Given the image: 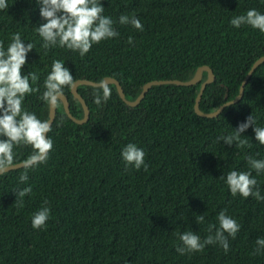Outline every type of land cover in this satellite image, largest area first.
<instances>
[{
    "label": "trees",
    "instance_id": "obj_1",
    "mask_svg": "<svg viewBox=\"0 0 264 264\" xmlns=\"http://www.w3.org/2000/svg\"><path fill=\"white\" fill-rule=\"evenodd\" d=\"M7 2L8 9L0 10V41L7 49L19 32L25 44L34 45L22 74L36 72L39 80L32 86L40 92L27 95L23 107L41 121L49 105L39 97L53 60L63 61L74 80L116 78L128 100L149 80H187L198 66L208 65L215 78L198 106L210 112L238 94L251 64L264 54V33L230 23L249 9L264 14V0H101L119 36L93 44L83 58L66 48L41 47L36 27L45 21L37 0ZM122 14L135 15L143 31L121 25ZM206 76L204 70L192 85L153 84L135 106L120 98L113 83L111 98L97 106L94 93L102 90L79 84L89 108L83 123L72 120L60 100L47 134L53 141L47 162L29 169L26 183L19 181L22 166L0 175V264H264V250L251 255L256 240L264 238V201L234 197L225 182L230 171L250 170L249 155L264 159V145L253 130L264 127V61L247 78L239 100L213 117L193 108ZM64 94L71 114L81 118V103L69 88ZM249 115L255 125L241 139L251 147L217 140L234 134ZM128 143L143 149L146 169L123 160ZM32 151L15 146V162ZM251 171L264 196V172ZM29 185L32 192L18 207L13 191ZM43 206L50 208V218L46 228L34 229L32 217ZM222 210L241 225L235 239L228 238L227 254L219 244L203 252L176 251L179 234L193 231L204 239L209 224L219 226ZM198 215L205 216L201 224Z\"/></svg>",
    "mask_w": 264,
    "mask_h": 264
},
{
    "label": "clouds",
    "instance_id": "obj_2",
    "mask_svg": "<svg viewBox=\"0 0 264 264\" xmlns=\"http://www.w3.org/2000/svg\"><path fill=\"white\" fill-rule=\"evenodd\" d=\"M37 3L41 5L40 16L45 22L36 27V31L43 40L41 47L45 51L55 47L66 48L78 52L83 58L89 53L93 44L119 36L114 28L115 21L103 14L104 6L101 0H37ZM8 7L7 0H0V10H7ZM119 23L131 24L134 28L143 31V25L135 15L129 17L122 14ZM230 23L236 28L248 25L264 33V14L254 8L249 9L244 15L233 17ZM129 43H132L131 37ZM33 48L32 43L23 42L19 32L11 35L7 49L3 41H0V137H5L0 139V175H4L15 165V146H31L32 154L21 165L25 171L19 177L20 183L28 181L29 169L47 162L53 148V141L47 135L52 131V122L47 119L41 121L35 113H30L23 107L27 95L40 92L38 85L32 86L37 84L38 74L34 71L26 75L22 74L23 66L27 63V55ZM74 84V77L65 67L64 62L53 60L51 71L44 80L45 90L39 99L49 106H55L62 99L65 87L71 89ZM96 87L102 90V95L99 91L94 93V103L101 106L111 98L112 90L105 79H101ZM252 125H255V118L249 115L235 128L234 134L218 137L217 140H222L227 145L235 143L237 148L251 147L248 140L241 137L242 133ZM253 130L256 141L264 145V127L255 126ZM121 156L127 165H133L137 170L142 166L147 168L144 160L145 152L134 143H128L123 148ZM247 162L249 171H230L226 175L225 182L234 197L239 194L245 199L254 197L257 201H264L258 181L251 171L255 170L257 175L264 172V159H256L249 155ZM13 192L16 195L15 204L22 207L24 197L32 192V187L29 185ZM44 204L47 205L48 201L45 200ZM49 218L50 208L41 207L32 217V227L46 228ZM195 218L198 224L205 220L204 215ZM217 219L219 226L209 224L208 235L204 239L193 231L179 234L181 245L177 246L176 251L181 255L203 252L207 245L219 244L227 254L230 247L228 238L235 239L241 225L234 218L226 215L224 210L218 213ZM255 243L257 247L251 253L253 256L259 255L264 250V238H258Z\"/></svg>",
    "mask_w": 264,
    "mask_h": 264
},
{
    "label": "water",
    "instance_id": "obj_3",
    "mask_svg": "<svg viewBox=\"0 0 264 264\" xmlns=\"http://www.w3.org/2000/svg\"><path fill=\"white\" fill-rule=\"evenodd\" d=\"M264 61V54H262L261 56H259L256 60L253 61V63L251 64L249 70L247 71V73L245 74L244 78L242 79V81L240 82V87H239V92L238 94L230 99V100H227L225 102H223L222 104H220L215 110L213 111H210V112H204L202 110L199 109V106H198V103H199V100L201 98V95H202V92L204 90V87L207 83H210L214 80L215 76H214V73L212 71V69L208 66V65H201V66H198L194 75L190 78V79H187V80H181V79H177V78H170V79H153V80H149L147 81L140 93L137 95V97L133 100H128L126 99L125 97V94L123 92V89H122V86L120 84V82L114 78V77H111V76H105L103 79L106 80V82L108 83H113L115 84L116 86V89H117V92L120 96V98L129 106H135L137 105L140 100L143 98V96L145 95V93L147 92V90L151 87V85L153 84H162V83H175V84H178V85H192V84H195L196 82H198L200 79H201V76H202V72L205 70L207 71V76L206 78L201 82L200 84V87H199V91L197 92V95L195 97V101H194V105H193V108H194V111L196 114L200 115V116H206V117H213V116H216L219 112H221V110L228 104L230 103H234L236 102L237 100H239V98L242 96L243 94V89H244V84L245 82L247 81V78L251 75L252 71L255 69V67L257 65H259L261 62ZM75 81V84L74 86L70 89L71 93L73 94V96L75 98L78 99V101L81 103V106L83 108V116L81 118H76L75 116H73L70 112V108H69V101H68V98L67 96L64 94L61 101H62V104H63V108H64V111L67 113V115L72 119L74 120L75 122L77 123H83L85 121H87V119L89 118V108L87 106V104L85 103L83 97L80 95V93L77 91V86L79 84H88V85H93V86H96L99 81H92V80H89V79H76L74 80ZM231 101V102H230ZM230 102V103H229ZM55 113H56V105L55 106H49V109H48V118L47 120H50L51 122L53 121L54 117H55ZM24 160L22 161H19V162H15V165L12 166L11 169H14V168H18V167H21L22 163H23Z\"/></svg>",
    "mask_w": 264,
    "mask_h": 264
}]
</instances>
